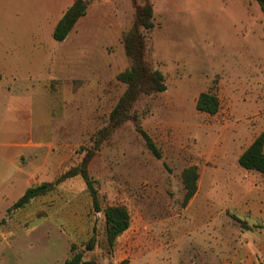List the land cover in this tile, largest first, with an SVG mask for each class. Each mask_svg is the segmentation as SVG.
I'll use <instances>...</instances> for the list:
<instances>
[{
  "label": "rangeland",
  "instance_id": "obj_1",
  "mask_svg": "<svg viewBox=\"0 0 264 264\" xmlns=\"http://www.w3.org/2000/svg\"><path fill=\"white\" fill-rule=\"evenodd\" d=\"M147 1L154 4L155 27L147 35L146 60L164 76L167 90L141 96L130 113L161 158L151 155L131 121L113 130L87 165L96 213L80 176L55 182L80 165L125 90L116 76L129 66L121 34L132 23V1H91L79 23L84 31L73 29L59 43L42 36L37 44L23 28L26 19L46 16V3L0 0V145L17 142L18 166L35 171L26 183L14 175L0 185V228L19 248L15 253L1 245L0 264H62L71 246L93 264H205L202 253L214 258L211 264H224L219 260L234 253L236 230L253 223L231 207L235 194L264 198V176L227 174L240 168L237 156L264 131V12L254 0H243L242 8L239 0ZM115 18L114 38L109 19ZM10 64L28 86L7 88ZM206 91L219 100L215 115L195 109ZM9 128L18 134H8ZM5 151L0 146L3 160ZM190 166L199 174V195L186 210L181 173ZM41 183L55 185L20 209H6L15 199L3 197L6 189L14 186L21 195ZM114 206L127 210L129 227L109 247L102 211ZM258 218L256 224L263 223L262 213ZM205 224L232 229L209 231ZM230 234L224 252L220 235ZM91 238L94 248L87 252Z\"/></svg>",
  "mask_w": 264,
  "mask_h": 264
},
{
  "label": "trees",
  "instance_id": "obj_2",
  "mask_svg": "<svg viewBox=\"0 0 264 264\" xmlns=\"http://www.w3.org/2000/svg\"><path fill=\"white\" fill-rule=\"evenodd\" d=\"M96 0H74L70 7L63 13L62 17L54 26L52 39L55 42H63L71 32L77 21L84 17L87 5ZM133 4V19L131 26L122 32L121 43L125 56L129 60V66L116 76V80L125 85V90L118 98L108 116V124L95 135L92 149L84 155L81 163L63 173L55 184L67 178L80 176L90 194L92 207L96 213L101 210L98 205L96 191L93 181L89 178L87 165L95 151L109 137L113 130L127 121L134 124L136 133L142 138L151 155L160 159L161 155L150 137L139 127L135 115L130 113L132 107L141 96L163 93L166 90L164 76L160 71L152 69L146 60L147 35L154 29L153 8L149 1L144 0L143 4ZM260 10L264 12V0H254ZM196 111L207 115H215L219 109V100L211 91L201 92L195 103ZM237 164L240 168L249 172H256L264 176V132L260 133L252 143L238 157ZM198 173L195 166L183 169L181 182L184 189L182 206L185 207L188 201L196 194ZM52 183H41L34 187H28L24 193L12 204L8 210H17L27 205L32 199L45 195L53 189ZM104 217V235L107 245L112 247L117 237L124 233L129 227V215L127 210L121 206L107 207L102 211ZM94 248V239L91 238L84 246L87 252ZM75 247L71 246V255L62 264H93L83 260V252H74Z\"/></svg>",
  "mask_w": 264,
  "mask_h": 264
},
{
  "label": "crops",
  "instance_id": "obj_3",
  "mask_svg": "<svg viewBox=\"0 0 264 264\" xmlns=\"http://www.w3.org/2000/svg\"><path fill=\"white\" fill-rule=\"evenodd\" d=\"M42 1H44L46 3V6H47L46 16L44 18H42L41 20H38L37 18H34V17H30V18L26 19L25 25L23 28V32H24L23 34H28V37L29 36L34 37V39L36 38V40L38 42L37 44H40V42H39L40 39H38V38H40L42 36H49L50 34L52 35V31L54 29V26L59 21V19L62 17L63 13L67 10V8L70 7V5L73 3L74 0H42ZM92 3H93L92 4L93 6H99L101 4L111 3V0H96V1H93ZM89 4L87 5V10H86L85 16L80 18L77 21V23L75 24V26L73 27V29H76V31H78V32L84 31L83 27H79L80 26L79 23H81V20H83L89 14ZM153 6H154V4L152 3V8H153V12H154ZM239 6L242 8L243 0H239ZM113 13H114V10H111L110 15L112 14V16H113ZM109 23L112 25L111 26L112 34L110 36L115 38L118 36L116 33L117 30L115 29V28H118V25H119L118 21L116 20V18L112 19L111 21L109 19ZM154 27H155V25H154ZM69 34H68V36H69ZM2 52H5V50L2 49ZM13 69H14L13 64H10L8 66V69H7L8 73H10V79H9V81H7L8 82L7 88H10L11 92H13L14 89H17L20 86H23V87L25 85L28 86V82H26V84L21 85L19 80L16 78L15 74L14 75L12 74ZM2 77H3V75L1 76V78ZM1 78H0V80H1ZM166 90H167V86H166ZM6 91L8 92V90H6ZM12 98H13V96L10 97L11 100H12ZM1 130L2 129H0V131ZM18 132H19L18 128H15V129L9 128V130H8V134H12V135L18 134ZM258 135H256L254 137V139ZM254 139H252L251 142L239 153V155L237 156V159L243 153V151L252 143V141ZM0 146L2 148L4 147L6 149L5 156H4L5 160H3L1 158L2 154H0V158H1L0 159V185H3L4 183H10L9 181L12 178V176H14V175H18V176L22 177L24 180V183L30 181L29 177L34 175L35 171H32V170L28 171L27 169L23 170V169H20V167L18 166V163H17L18 143L17 142H10L8 144L0 145ZM38 170L41 171L42 168L38 169ZM244 172H249V171H245L242 168H238L236 166L231 171H229L227 175H230V177L231 176H238V175L243 177V176H245ZM198 179H199V174H198ZM197 182H198V180H197ZM29 187H32V186H29ZM26 189H24V191ZM24 191H23V193H24ZM196 193H197V191H196ZM2 194H5L3 196L4 198H6V196H8L12 199L15 198L14 201H12L6 207V209H9L12 206V204L22 195V194L17 195V194H19V191L17 192V189L14 186H12L9 189H6L4 191V193H2ZM198 195L199 194H195L188 201V203L185 206L186 210L189 209V207L197 199ZM249 195L250 194H235L231 210L234 211V213H236V215L238 217L240 216L242 218L251 219L253 221V223L247 224V222H246V228H242V227L240 228L239 227L236 230L235 236H234V243L236 244L235 245L236 248L234 250V253L221 256L219 262H222L224 264H264V207L262 208V211L259 210V206H261V201L264 202V198H261L260 199L261 201L259 200V201L255 202L251 198H248ZM261 195H264V194H261ZM263 204L264 203H262V205ZM203 211H206V209H203ZM260 213H262L263 223H260V224L257 223L256 224V222L259 220L258 215H260ZM205 226H206V224H205ZM206 227H208L209 231H212V230L230 231V229H232V228H228V227H232V226H228V225L222 226L220 224H218L216 226L210 224V226H206ZM5 231H6V229L0 228V247H2L1 245H4V247L6 246L7 249L12 250L13 252L15 251V253L18 252L19 248H18L17 244H14V243L7 241L5 239V236H6ZM244 231L250 232L249 236H247L246 238H244V235H243ZM12 235L13 234L11 232L7 233V237H9V238H11ZM220 236H223L224 239L226 240L224 242V247L222 249V251L225 252V250H227V247L229 249V246H228L229 242H227V241L231 240V238H233V236H231V234L227 235V236H224V235H220ZM206 254L207 253L201 254L202 262L205 264H211L212 262H214V258H212L211 256H208Z\"/></svg>",
  "mask_w": 264,
  "mask_h": 264
}]
</instances>
